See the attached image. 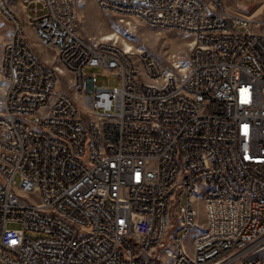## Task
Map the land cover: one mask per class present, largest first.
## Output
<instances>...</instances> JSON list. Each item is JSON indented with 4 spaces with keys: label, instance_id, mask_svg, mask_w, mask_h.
Listing matches in <instances>:
<instances>
[{
    "label": "built area",
    "instance_id": "2783aa9c",
    "mask_svg": "<svg viewBox=\"0 0 264 264\" xmlns=\"http://www.w3.org/2000/svg\"><path fill=\"white\" fill-rule=\"evenodd\" d=\"M95 2L121 23L179 30L187 53L127 52L100 29L82 35L73 0H24L50 68L0 0L13 23L0 264H264V19L224 0Z\"/></svg>",
    "mask_w": 264,
    "mask_h": 264
},
{
    "label": "rangeland",
    "instance_id": "374dc122",
    "mask_svg": "<svg viewBox=\"0 0 264 264\" xmlns=\"http://www.w3.org/2000/svg\"><path fill=\"white\" fill-rule=\"evenodd\" d=\"M73 2L78 16L79 30L84 36L95 35L97 29H100L102 34L117 31L121 34L122 39H126L133 44V50L137 48L145 49L161 61L166 60L168 53H177L180 56H185L187 53L189 38L177 29H159L146 25L135 18H127L126 20L138 30L137 33H134L127 31L128 24L119 22L117 16L100 9L95 0H73ZM224 3L227 10L232 13L264 19V0H224ZM19 15L28 46L48 67L53 68L56 65L53 49L45 47L36 38L33 29L29 25V14L25 8L22 9ZM12 29V21L4 17L0 11V53L4 42L10 37ZM122 39H119L117 44L124 47ZM85 70L86 72H97L99 69L87 67ZM99 79L101 82L106 83V78L100 77ZM109 84L110 86H114L118 84V81L114 76H110ZM2 95L3 91L0 89V99ZM16 182H18V178H16ZM23 196L30 201H36L29 194H23ZM195 210L197 221H204L205 211L200 201L195 203ZM28 234L33 235L32 232ZM191 239L192 234H189L187 242H190ZM159 264H164V259Z\"/></svg>",
    "mask_w": 264,
    "mask_h": 264
},
{
    "label": "bare ground",
    "instance_id": "6f19581e",
    "mask_svg": "<svg viewBox=\"0 0 264 264\" xmlns=\"http://www.w3.org/2000/svg\"><path fill=\"white\" fill-rule=\"evenodd\" d=\"M127 31H131V32H134V33L138 32L137 28L134 25H132L130 22H128V30ZM102 36H104V38L108 39V40H113L114 39V40L118 41L119 39H122L121 34L119 32H117V31L103 33ZM122 40H123L124 48L127 50V52H130L131 50L134 49V46H133L132 43H130L126 39H122Z\"/></svg>",
    "mask_w": 264,
    "mask_h": 264
},
{
    "label": "crops",
    "instance_id": "0c3cea01",
    "mask_svg": "<svg viewBox=\"0 0 264 264\" xmlns=\"http://www.w3.org/2000/svg\"><path fill=\"white\" fill-rule=\"evenodd\" d=\"M9 7L15 13L17 19L21 23L19 14L23 8H25L27 10V7H28L27 5L24 4V0H9ZM27 12H28V10H27ZM28 14H29V12H28ZM0 56H1V53H0ZM1 78H2V76H1V72H0V89L4 92V83H3V81H1L2 80Z\"/></svg>",
    "mask_w": 264,
    "mask_h": 264
}]
</instances>
